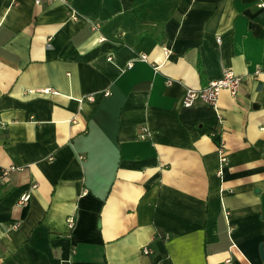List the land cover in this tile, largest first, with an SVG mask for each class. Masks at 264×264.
<instances>
[{
	"label": "crops",
	"instance_id": "1",
	"mask_svg": "<svg viewBox=\"0 0 264 264\" xmlns=\"http://www.w3.org/2000/svg\"><path fill=\"white\" fill-rule=\"evenodd\" d=\"M0 264H264V0H0Z\"/></svg>",
	"mask_w": 264,
	"mask_h": 264
},
{
	"label": "built area",
	"instance_id": "2",
	"mask_svg": "<svg viewBox=\"0 0 264 264\" xmlns=\"http://www.w3.org/2000/svg\"><path fill=\"white\" fill-rule=\"evenodd\" d=\"M44 0H34L35 3L39 4ZM140 58H145V54H140ZM132 62H129L127 66H130ZM241 82V77L235 74L230 69H225L222 71V74L218 78L209 80L205 85L199 87H187L182 97V104L184 106H191L195 102H203L206 104L214 105L217 100V96L222 89H227L231 94H235L239 88ZM41 90V89H40ZM41 91L49 92V88H43ZM87 98H92V96H87ZM223 145L221 144L218 147V154L220 160V168L222 169L223 165L226 163V155L223 150ZM6 170H3V175L6 174ZM22 200H27L29 194L25 193L21 196ZM228 212L225 211V215ZM68 224L71 226L73 224V216L70 215L67 218ZM141 251L145 254L150 253L151 249L148 246H142Z\"/></svg>",
	"mask_w": 264,
	"mask_h": 264
},
{
	"label": "water",
	"instance_id": "3",
	"mask_svg": "<svg viewBox=\"0 0 264 264\" xmlns=\"http://www.w3.org/2000/svg\"><path fill=\"white\" fill-rule=\"evenodd\" d=\"M259 251H260V254L263 255L262 245L259 246Z\"/></svg>",
	"mask_w": 264,
	"mask_h": 264
}]
</instances>
